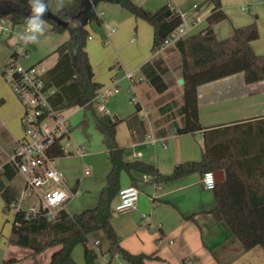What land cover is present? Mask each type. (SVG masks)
Wrapping results in <instances>:
<instances>
[{
	"label": "trees",
	"instance_id": "16d2710c",
	"mask_svg": "<svg viewBox=\"0 0 264 264\" xmlns=\"http://www.w3.org/2000/svg\"><path fill=\"white\" fill-rule=\"evenodd\" d=\"M49 1L45 0L49 6V11L43 17L45 22L51 24L53 32L68 31L69 39L55 50L58 61L46 72V80L58 89L56 103L58 109L81 107L89 111L103 138L111 168L96 207L72 215L62 210L57 213L54 220H50L45 212L30 219H27L23 212L15 213L13 228L8 238L9 244L29 249L33 256L57 247L49 264H78L73 257V251L78 245H82L84 249V264H103L101 259L107 254L110 256L107 264L116 256L125 260L127 264H146L147 261L159 259V256L128 252L122 247L121 238L111 222L112 204L122 189L120 186L122 172L126 171L132 179L133 172H141L153 177L158 183H172L192 174L203 177L209 171L215 173L224 171V181L218 183L213 191L216 206L211 215L217 222L225 223L244 251H250L258 246L264 250V121L254 124L261 125L259 130L253 125L257 129L254 137L248 133L243 134L244 132L237 133L236 128H233L235 133L230 137L215 136L214 132H217L215 130L206 131L201 161H188L177 165L171 175H164L155 165L139 160L126 162L124 149L119 147L116 138L117 128L123 122L122 119L119 120L107 113L97 115L95 111L92 101L102 90L103 85L94 80L95 74L87 52V43L89 27L93 23L99 26L101 24L96 14L99 3L118 4L135 18L151 25L153 29L151 52L155 55L166 45L170 35L184 25V19L180 14L170 9L169 2L157 11H152L138 5L134 0H73L57 11ZM204 1L214 5V9L207 17V28L177 41L172 46L179 55L181 79L184 81L183 105L178 109L182 124L176 127L174 131L176 135L203 131L198 112V89L203 84L236 73H243L245 83L249 85L264 82V56L257 55L251 49V43L260 38L257 24L253 22L248 26L234 28L231 37L219 39L213 28L228 20L222 1ZM30 14L28 0H0V18L10 21L14 26L25 27L26 18ZM13 56L12 52L11 57ZM140 70L148 84L159 94L169 90L164 76L170 69L161 56L144 64ZM130 118L136 120L137 114ZM241 136L244 137L239 139ZM239 147L243 149L238 150ZM49 155L65 158L60 141L55 144ZM17 175V170L8 163L4 164L0 171V195L7 212L13 210L11 206L18 200L15 192L3 179L5 177L12 180ZM260 180H263L262 184L259 183ZM78 186L77 181L74 191ZM99 233L108 244L105 251L102 250V242L99 247H94L90 242L89 238Z\"/></svg>",
	"mask_w": 264,
	"mask_h": 264
},
{
	"label": "crops",
	"instance_id": "0c3cea01",
	"mask_svg": "<svg viewBox=\"0 0 264 264\" xmlns=\"http://www.w3.org/2000/svg\"><path fill=\"white\" fill-rule=\"evenodd\" d=\"M254 1L247 0V3L241 6L242 13L253 15L252 4ZM71 2L73 0L62 1V6L59 9H57L58 1L49 2V4L54 10L59 11ZM134 2L140 6L145 4L141 0H134ZM168 2L180 7L193 2L191 9L195 10L189 14V19L186 20V25L189 29L186 37L198 34L207 28V17L214 9V5L204 3V0H166L165 5ZM258 3L263 8L261 10H264V0ZM115 7L110 8V6L104 3L102 11L100 12V19L103 20L108 11L116 17V20H119L121 25L129 27L132 21L128 19L129 16L126 11L119 9L117 6ZM223 10L227 13L224 6ZM253 22L257 24L255 18L249 21L247 17H241L239 23H235L232 28H228L227 25L219 23L214 26L213 30L217 38L227 39L226 37L233 35L234 28L248 26ZM51 27V24H48V28L50 29ZM259 39L251 43V49L257 55L264 56V43ZM172 46L170 45L165 51L159 54L167 59L168 49ZM30 48L35 49L36 52L39 51L35 44L31 43ZM12 52L9 53L10 57ZM136 52L142 53L135 62L139 70L141 66L151 62L157 56L151 50V53L148 50H136ZM159 54L158 56H161ZM10 59L9 57L6 58L3 64H7ZM25 63L28 66H34L33 62L25 61ZM179 65L177 63L173 68L170 67L169 72L164 76V80L169 86L167 92L159 94L147 84L150 88L147 87L145 90H139L130 98L131 102L132 99L136 100L132 102L135 105V112H132L127 117H120L123 122L118 126L116 133L117 143L119 147L124 149V160L126 162H136L139 160L155 165L164 175H171L177 165L188 163V161H201L203 158L204 134L206 131L215 130L217 131L214 132L215 136L226 137L228 135L230 137L233 136L232 133H235L233 128H236L237 133L242 134L244 132L243 134L248 133L251 137H254L256 130H259L261 127V125L254 124L264 121V82L249 85L245 83L243 73H236V75L203 84L198 89V112L203 131L195 134L176 135L174 133L176 127L182 124L178 109L183 105L182 99L184 95V87L178 84V81L181 79ZM140 75V83L147 82L141 70ZM94 80L101 84L96 75ZM172 80H175V83ZM128 81L130 86L133 82L131 81L130 83V80ZM164 97L167 99L163 100ZM7 100L9 99L7 98ZM6 102L4 97L0 98L1 109L2 105ZM96 106L98 108V105ZM106 112L110 115L108 109ZM136 114V120H131L130 117ZM253 125L257 126V129ZM10 128L9 125L5 126L3 139L8 143H6L7 146L10 145L8 151L12 154L20 137L17 138L16 133L14 131V133L11 132ZM121 128L123 132L122 137L119 138L118 133ZM243 137L241 136L239 139ZM154 138L158 142H153ZM167 141L170 142L169 147L166 144ZM163 143L166 144L165 148ZM259 143L260 140L258 139L257 145ZM242 149V147L238 148V150ZM10 155L8 156L0 146V169L4 164L8 163ZM78 158L81 159L80 157ZM110 168L111 165L109 162L106 174L109 173ZM105 176L107 177V175ZM106 177L105 182L99 188V195L105 186ZM133 177L134 179L130 177V180L127 179L129 181H126L127 183L125 185H121V188L128 187V185H135L140 190L138 211L136 210V214H131V220L133 221L132 230L137 228L138 222L142 223L143 221H147L149 231L158 232L159 239L162 242H167V247H155L152 251H136V247L125 245V241L121 238L122 247L126 246V250L131 254L143 253L159 256V259L147 261L146 264H156L157 262L166 263L170 261H177V264H264V250L261 246L250 251H244L242 245L231 234L225 223H219L213 218L211 211L216 206L214 193L213 191L205 190L202 184V176L192 174L183 179L172 181V183H158L153 177L144 175L141 172H133ZM3 180L15 192L17 200H20L24 187L23 176L18 174L12 180H7L5 177ZM259 183L262 184L263 180H260ZM86 184L88 185V182ZM146 189H150L151 192L148 191L146 196H142L143 190ZM98 199L89 208L96 207ZM12 211L14 212V210ZM6 212L4 202L0 195V264H5L10 261H15L12 264H49L52 258L51 256L57 250V247L48 249L40 253V255L33 256L29 249H22L9 244L8 238L13 228L12 223L15 212L10 223L7 221ZM149 219L150 221H148ZM112 225L120 238L119 231L113 222ZM140 231L146 234L145 227H141ZM89 239L92 244L100 241L99 238L93 239L92 236ZM81 248L83 256V246ZM106 257L105 255L101 261L104 263L107 262L104 260ZM77 260L79 264L85 263L84 256L83 258L79 257Z\"/></svg>",
	"mask_w": 264,
	"mask_h": 264
},
{
	"label": "rangeland",
	"instance_id": "374dc122",
	"mask_svg": "<svg viewBox=\"0 0 264 264\" xmlns=\"http://www.w3.org/2000/svg\"><path fill=\"white\" fill-rule=\"evenodd\" d=\"M165 1L166 0H141V2L145 3L143 6L152 11H157L162 8L165 5ZM221 1L227 12L226 14L229 17V20L221 22L223 25H227L228 28H232L235 23H239V19L241 17H247L249 21L254 20L255 18L260 33L259 40L264 43V10H261L262 7L258 3L262 0H255L252 4L253 15L244 14L241 11V6L246 4L247 0ZM105 4L110 6V8H116L115 6H117L119 9H124L118 4ZM103 5L104 3H99V6L96 8V14L99 19ZM176 6L181 13L185 14V18L187 19H189V14L195 10L191 9L193 2L188 3L183 7L178 5ZM124 11L128 14V19L132 21L129 27L121 25L119 20H116V17L107 11L103 20L100 19V26L93 23L89 27V37L91 39L89 38L87 43V52L90 58L92 71H94L98 81H100L104 88L117 86L120 89L119 95L108 97L103 103V105L108 109L110 115L118 119H120L121 116L127 117L132 114V112H135V105L130 101V98L134 96L137 91L145 90L147 87L150 88L149 85H147V82L140 83V70L136 67L135 62L142 54L141 52H136V50H148L150 52L153 40L152 26L143 20L135 18L127 10L124 9ZM68 37V31L64 33L53 32L51 28H48V23L45 22V35L40 37L39 42L35 44L37 45L39 51L36 52L35 49L33 50L30 48L31 51H28L29 58L22 59V64L28 66L25 61H29L31 63L33 62L39 72L46 73L58 59L55 50L58 46L66 42ZM21 42L22 40H20L17 34L11 37L0 35V98L4 97L7 101L2 105V109L0 108V146L3 151L8 154V156L11 152L8 151L10 145L7 146L8 143L3 139L5 135V126L9 125L11 127L10 131H14L17 138L21 137L23 129L22 124H20V117L23 109L17 100L14 91L7 82L5 75L2 74V71H5L7 64L11 60L9 53H11L15 48L21 49ZM166 56L167 59L161 55V57L165 60L167 67L173 68V66L177 63H180V60H178V53L175 52L174 47H170V49H168ZM8 57L10 59L9 62H7V64H3ZM129 73L134 75V79L132 80L133 83L130 81V86L129 81L126 79ZM172 81L175 83V80ZM152 89L154 88L152 87ZM7 98L9 100H7ZM64 99L66 98L64 97ZM165 99L167 98L164 97L163 100ZM95 111L97 115H103L104 113H100L96 105ZM149 111L152 113L151 110ZM63 115L69 119L71 127L73 128L71 132V139L74 143L70 146V148L76 152L77 146H83L89 153V156L85 158L84 161L71 154L68 157L62 158L58 162L57 168L61 173H63L70 189L74 188L77 181L79 182L81 194L77 195L76 198L68 204V212L72 215L83 212L84 209L91 207V204L98 199L99 188L101 184L105 182V175H107L106 170L109 167L110 161L105 152L106 147L103 143V138L98 132L96 124L93 122V118L88 110H84L81 107H72L64 110ZM122 132L123 129L121 128L118 133L119 138L122 137ZM166 144L168 147L170 146V142L167 141ZM87 169L92 174L85 176L83 171ZM127 179L130 180V175L126 171H123L121 174L120 186L125 185L127 183L126 181H129ZM86 182H88V185H85ZM143 191L142 196H146L150 189ZM115 203L116 202L114 201L112 204L113 209L115 207ZM28 205L29 201H26L23 203L22 207L28 208ZM137 211L121 215L113 210L112 222L119 231L120 238L125 241V245L136 247V251H152L155 247H167V242H162V240L159 239L158 232L155 233L149 231L147 221H143L142 223L138 222L137 228L132 230L133 221L131 220V214H136ZM13 214V211L6 212L7 221L9 223L13 218ZM148 221H150V219ZM141 227H145L146 234H143L140 231ZM92 238H99L102 242V249L107 250L108 244L104 239H102L103 237L101 233L92 235ZM81 246L82 245L76 246L73 251V256L75 257L74 259L77 263V259L79 257L83 258ZM106 256L107 257L104 260L109 261L110 256L108 254ZM177 263V261H170L166 263L157 262L156 264ZM105 264L107 263L105 262ZM110 264L127 263L119 256H116Z\"/></svg>",
	"mask_w": 264,
	"mask_h": 264
},
{
	"label": "built area",
	"instance_id": "2783aa9c",
	"mask_svg": "<svg viewBox=\"0 0 264 264\" xmlns=\"http://www.w3.org/2000/svg\"><path fill=\"white\" fill-rule=\"evenodd\" d=\"M52 1L58 0L49 2ZM170 9L180 14L184 19V25L170 35L168 42L160 49L159 53L177 41L184 40L189 32L185 14L181 13L172 3H170ZM25 28L26 26H14L10 21L0 18L1 36L11 37L17 34L20 38L25 33ZM20 44L22 45L21 49L13 50L14 56L3 73L23 109L20 119L23 134L16 143L8 164L23 176L24 187L20 200L14 203L11 208L15 213L23 212L27 219L35 218L41 212H45L50 220H54L60 211H68V204L81 194V190L79 186L76 191L73 188L70 189L63 173L57 168L58 162L62 158L52 157L49 153L59 141L65 157L72 154L84 161L89 153L83 146H77L76 152L70 148L74 143L71 139L73 128L69 119L63 115L64 110L58 109L56 106L58 89L54 85H50L46 80V73L39 72L35 65L25 66L22 64V59L29 58L28 51L31 43L25 44L22 41ZM133 78L132 73L127 75L128 80L132 81ZM119 92L120 89L117 86L102 87L92 102L98 105L100 113H107V109L103 105L105 99L117 95ZM135 101L132 99V102ZM153 142H158V140L154 138ZM163 146L165 148L166 144L163 143ZM83 172L85 176L91 174L88 169ZM146 180L148 179L146 178ZM202 184L205 190L214 191L218 184L216 173L214 171L206 172L202 177ZM139 195L140 190L135 185L122 188L115 200L113 210L121 215L136 211ZM26 201H29L28 208H23L22 205ZM100 245L101 241L93 243L94 247Z\"/></svg>",
	"mask_w": 264,
	"mask_h": 264
},
{
	"label": "clouds",
	"instance_id": "9594fccd",
	"mask_svg": "<svg viewBox=\"0 0 264 264\" xmlns=\"http://www.w3.org/2000/svg\"><path fill=\"white\" fill-rule=\"evenodd\" d=\"M31 14L26 18L25 33L20 39L27 43L36 44L40 37L45 35V14L49 11V6L45 0H28ZM62 6V0H58L57 9Z\"/></svg>",
	"mask_w": 264,
	"mask_h": 264
},
{
	"label": "water",
	"instance_id": "95a60500",
	"mask_svg": "<svg viewBox=\"0 0 264 264\" xmlns=\"http://www.w3.org/2000/svg\"><path fill=\"white\" fill-rule=\"evenodd\" d=\"M183 82L184 81L182 79H180L178 81V84L183 85ZM216 175H217V182L222 183V181H224V171L217 172Z\"/></svg>",
	"mask_w": 264,
	"mask_h": 264
}]
</instances>
